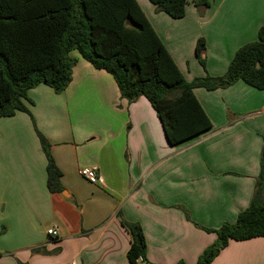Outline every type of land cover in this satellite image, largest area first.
<instances>
[{
  "label": "crops",
  "instance_id": "1",
  "mask_svg": "<svg viewBox=\"0 0 264 264\" xmlns=\"http://www.w3.org/2000/svg\"><path fill=\"white\" fill-rule=\"evenodd\" d=\"M137 1L189 82L223 76L264 26V0H206L201 14L188 0L182 19ZM200 38L205 70L195 53ZM70 56L77 63L64 91L40 84L27 92L29 112L0 118V264H130L122 221L140 224L150 262L197 264L218 241L216 231L235 224L252 202L264 91L243 81L195 89L213 127L172 146L145 97L122 99L110 73L77 51ZM38 133L62 173L60 193L48 188ZM81 168H94L98 183L82 178ZM55 224L60 233L51 238L47 229ZM211 264H264V237L231 240Z\"/></svg>",
  "mask_w": 264,
  "mask_h": 264
},
{
  "label": "trees",
  "instance_id": "2",
  "mask_svg": "<svg viewBox=\"0 0 264 264\" xmlns=\"http://www.w3.org/2000/svg\"><path fill=\"white\" fill-rule=\"evenodd\" d=\"M158 13L173 19L186 15L188 0H149ZM202 13L206 0H196ZM77 51L94 68L110 73L121 98L134 102L145 97L162 123L170 145L179 146L209 132L213 125L195 96V89L214 91L237 81L264 91V26L257 40L240 47L227 72L220 77L187 81L152 27L137 0H0V118L29 112L28 90L45 84L56 92L72 81ZM206 69V42L195 48ZM46 155L48 188L62 191L61 176L47 139L38 133ZM187 217L189 218L188 213ZM131 236L130 264H154L138 223L122 221ZM218 241L197 264H211L231 240L264 237V147L261 172L252 202L233 225L224 224ZM177 264H185L180 261Z\"/></svg>",
  "mask_w": 264,
  "mask_h": 264
},
{
  "label": "built area",
  "instance_id": "3",
  "mask_svg": "<svg viewBox=\"0 0 264 264\" xmlns=\"http://www.w3.org/2000/svg\"><path fill=\"white\" fill-rule=\"evenodd\" d=\"M79 175L91 184H97L99 181L98 174L94 168H81ZM59 233L60 227L56 224L47 229V235L51 238H57Z\"/></svg>",
  "mask_w": 264,
  "mask_h": 264
},
{
  "label": "rangeland",
  "instance_id": "4",
  "mask_svg": "<svg viewBox=\"0 0 264 264\" xmlns=\"http://www.w3.org/2000/svg\"><path fill=\"white\" fill-rule=\"evenodd\" d=\"M197 8V7H196ZM198 9V8H197ZM156 10V9H155ZM199 10V9H198ZM157 12V11H156ZM149 13V12H148ZM158 13V12H157ZM149 15V17H150V19H152V21H153V19H155V14H151V13H149L148 14ZM157 15H159V13L157 14ZM164 16V15H163ZM161 29V28H160ZM160 31H163V30H160Z\"/></svg>",
  "mask_w": 264,
  "mask_h": 264
}]
</instances>
